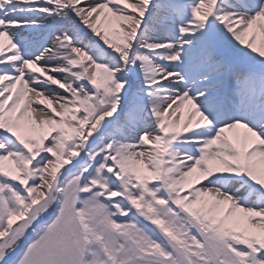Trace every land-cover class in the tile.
I'll return each instance as SVG.
<instances>
[{
  "label": "snow or ice",
  "instance_id": "obj_1",
  "mask_svg": "<svg viewBox=\"0 0 264 264\" xmlns=\"http://www.w3.org/2000/svg\"><path fill=\"white\" fill-rule=\"evenodd\" d=\"M0 264H264V0H0Z\"/></svg>",
  "mask_w": 264,
  "mask_h": 264
}]
</instances>
